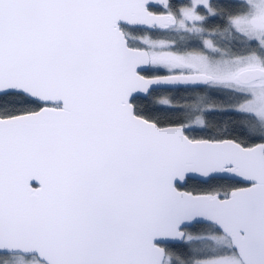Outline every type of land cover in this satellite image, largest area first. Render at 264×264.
<instances>
[{"label": "snow or ice", "instance_id": "1", "mask_svg": "<svg viewBox=\"0 0 264 264\" xmlns=\"http://www.w3.org/2000/svg\"><path fill=\"white\" fill-rule=\"evenodd\" d=\"M0 264H264V0H0Z\"/></svg>", "mask_w": 264, "mask_h": 264}]
</instances>
